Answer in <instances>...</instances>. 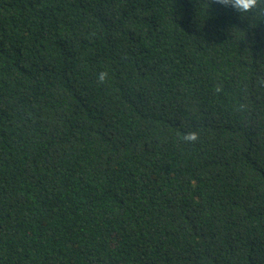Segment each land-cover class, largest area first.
<instances>
[{"label": "trees", "instance_id": "1", "mask_svg": "<svg viewBox=\"0 0 264 264\" xmlns=\"http://www.w3.org/2000/svg\"><path fill=\"white\" fill-rule=\"evenodd\" d=\"M0 264H264V5L0 0Z\"/></svg>", "mask_w": 264, "mask_h": 264}, {"label": "clouds", "instance_id": "2", "mask_svg": "<svg viewBox=\"0 0 264 264\" xmlns=\"http://www.w3.org/2000/svg\"><path fill=\"white\" fill-rule=\"evenodd\" d=\"M223 7H231L236 10L239 16L243 14H252L260 10V6L264 5V0H217ZM106 73L101 72L99 79L103 81L105 79ZM196 133H190L185 136L186 140L194 141L196 140Z\"/></svg>", "mask_w": 264, "mask_h": 264}]
</instances>
